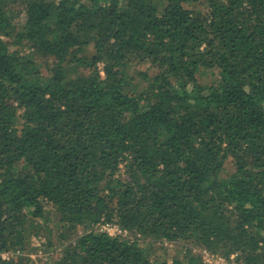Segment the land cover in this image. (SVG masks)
Wrapping results in <instances>:
<instances>
[{
  "label": "trees",
  "instance_id": "trees-1",
  "mask_svg": "<svg viewBox=\"0 0 264 264\" xmlns=\"http://www.w3.org/2000/svg\"><path fill=\"white\" fill-rule=\"evenodd\" d=\"M203 250L264 264V0H0V264Z\"/></svg>",
  "mask_w": 264,
  "mask_h": 264
},
{
  "label": "rangeland",
  "instance_id": "rangeland-1",
  "mask_svg": "<svg viewBox=\"0 0 264 264\" xmlns=\"http://www.w3.org/2000/svg\"><path fill=\"white\" fill-rule=\"evenodd\" d=\"M101 226H102V224H97V226H96L97 230H100ZM121 234L125 235L126 231L125 232H121ZM185 246L186 245L184 243H181V242L177 243V244H173V243L172 244H170V243L169 244L168 243H164L163 244L162 242L158 241L156 243V249L157 250L154 253L155 254L154 256L158 257V258L165 257L167 259H171L172 257L181 258V255L184 253ZM159 247H162L163 249L159 250L158 249ZM3 256H6V254H3ZM210 256H211L210 258L206 257L205 259L203 257L205 263L210 264L209 262L212 261V264H217V262H218L217 258L220 257V256L213 255V254H210ZM32 258H34L35 264H46L47 260H49L47 255L44 254V253H37V254L33 255ZM223 260H224V264H240V263H237L234 260L233 256H231V258L229 260H226L224 258H223Z\"/></svg>",
  "mask_w": 264,
  "mask_h": 264
},
{
  "label": "built area",
  "instance_id": "built-area-1",
  "mask_svg": "<svg viewBox=\"0 0 264 264\" xmlns=\"http://www.w3.org/2000/svg\"><path fill=\"white\" fill-rule=\"evenodd\" d=\"M101 224H102L101 229L103 231H106L108 234H117V233L125 232L124 230L122 231L120 228H118L116 225H111V224H108V223H101ZM202 253H203L204 259L206 257L207 258L211 257L209 252H207L205 250H203ZM217 260H218L217 264H224L223 258L218 257ZM209 263H212V261L209 262Z\"/></svg>",
  "mask_w": 264,
  "mask_h": 264
}]
</instances>
